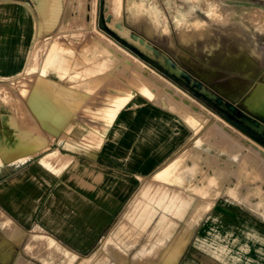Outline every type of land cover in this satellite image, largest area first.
<instances>
[{"label":"rangeland","instance_id":"1","mask_svg":"<svg viewBox=\"0 0 264 264\" xmlns=\"http://www.w3.org/2000/svg\"><path fill=\"white\" fill-rule=\"evenodd\" d=\"M95 1L59 0L62 14L54 24L48 26L37 17V6L34 0H0V99H12L16 104L15 111L19 114L18 118L13 120L14 122L9 123L10 127L15 130L14 137L6 139L0 136V189L2 187L12 188L16 181L26 180L25 182L29 183L31 195L23 196L22 202L25 204L30 202L29 195L31 197L36 192L40 193L44 188L43 190L46 192L42 191L44 194L42 193L41 196H46L47 192H57L65 182L81 190L75 182L69 180L70 177L67 175L69 172L54 176L48 168L43 166L42 158L50 153H56L49 157L52 159L59 156L56 161L52 160L55 163L54 166L60 161L65 162L66 159L94 164H110L112 157L111 160H105L104 152L108 149L112 150L115 143L112 140V135L119 128L123 118L130 117V115L134 118L137 117L141 121L140 124H144V127L141 126V128H145V122L151 120L155 115L159 116L161 120L171 118L172 122L179 126V131L174 139H171L170 150L162 156L163 159L160 162L149 169L148 174L139 176L136 189L124 204L114 223L107 229V238L113 237L117 233L119 225L129 213L133 202L140 198V192L146 184L153 182L171 189L176 187L172 183L155 181L154 173L171 158L184 152L185 163L192 165L194 158L195 162L204 163L201 164L202 170L198 177L200 180L208 175L211 184L217 186L219 180L224 178L225 185L223 184L220 195L218 194L214 204L210 206L209 211L205 212L206 215L204 213L197 224L178 264H264V167H262L264 153L261 151L264 149L263 145L243 133L235 124L214 112L146 61L122 47L113 37L104 32V25L100 20V17L103 16L106 26L111 31L135 46L153 61L163 65L169 73L176 75L184 73L191 76L192 82L202 83V93L212 102H215L216 98H221L224 105L221 104L219 107L226 113H230L225 107L228 102L238 107L244 115L251 117L246 113L250 109L244 105V100L264 77V0ZM131 2L142 3L145 7L157 12L159 10L157 21L146 12H137L132 9ZM23 3L32 5L29 15L25 14ZM255 17L256 20H253ZM196 21L205 26L204 33L195 35L190 31L191 29H187V35L183 38L180 29L187 28L188 24ZM73 23L75 25L71 26ZM44 26L46 28H43ZM162 28L169 29L170 34L164 32ZM102 34L132 56L119 50L109 41H104V37H101ZM103 48L114 54L115 63L110 72L105 74L106 80L102 87L97 90L98 92L91 94L96 98L90 95L79 107L71 122L62 129L51 119L48 122L49 126L58 131L57 134L53 133L43 126L40 118L32 109L29 110L28 103V106L26 105L27 99L35 89L40 91V94L46 91L53 92L54 94H51L59 95L62 99L67 94L70 98L66 96L63 100H68L66 101L68 103L73 98H80L79 88L72 90L68 83L64 89V81L56 80L51 74L52 64L66 53H70L80 65L79 81H82L88 78L85 74L87 68L99 61H104V56L100 58ZM259 58L261 59L259 60ZM169 62L175 64L176 67L172 68ZM141 72L147 73L146 76L155 77L152 79L153 82H149L151 85L143 83L145 82L144 76L138 74ZM177 72L179 73L177 74ZM98 76V74L90 75L91 78H98ZM138 77L141 78L138 79ZM160 77H164L177 88L179 87L180 94L186 96L189 101L194 100L190 102L199 103L205 112L208 114L210 112L217 117L211 118V120L207 118V125L196 124L194 118H190L178 109L174 100L165 98L163 89L156 82ZM51 82L52 84H50ZM53 83H57V86L48 88ZM61 90L66 92L62 93ZM53 102L52 99H49L45 107L51 108L50 111L54 118L60 114L59 112H62V107ZM120 104H124V106L108 127L109 117H105V114L112 113L115 107ZM255 115L264 121L257 113ZM236 116L252 125L249 117L247 118L249 120H245L240 115L236 114ZM126 124L123 137L134 134L136 128L135 122ZM211 128L213 131L218 130L222 137L223 134L231 137L224 136L223 139L220 135L216 137L211 133ZM240 134L256 141L263 149L247 146ZM135 138L131 137L129 144ZM101 139L104 140L102 148L95 154H90L83 148L77 150L70 146L74 144L90 147ZM225 139L226 141H224ZM227 140L229 141L227 142ZM198 144H203L205 149L211 146L210 160L207 158L206 152L199 151ZM4 155L5 163H1V158ZM199 155L202 157L201 159H205H203L205 162L209 161L206 163L203 160L200 161ZM224 163L228 166H225ZM238 164L239 166H237ZM216 167L218 170L221 169L220 167L223 169L221 172L217 170L218 173ZM39 173H44L45 176L41 178ZM33 176L38 179L32 178ZM44 178L49 180V184L43 181ZM198 178L194 184L200 182ZM39 181L45 183L46 188L43 187L44 185L41 186ZM249 186L251 187L249 188ZM40 188L42 189L40 190ZM251 188L255 190L251 192ZM157 193H152L154 201L149 199L151 203L152 201L156 202L155 206H157L158 196L162 192ZM166 193L172 196L177 192ZM187 197L189 200L186 201V207L182 210L190 211V205L194 203L198 205V201L201 204L197 195L188 193ZM170 202L168 197L162 207L155 208V210L157 208L160 210L157 211L154 222L161 217L162 211L167 213L166 207ZM174 203L180 205L182 202L175 201ZM4 204L5 210L3 209ZM177 208L174 209L177 211ZM191 210L193 211V207ZM196 211H198V207ZM0 212L17 218L8 209V200L1 195ZM24 230V238L17 246L19 251L24 249L28 236L38 232L33 227H26ZM0 234L2 235L1 231ZM103 242L89 256H77L74 264H79L83 260H88L89 264H95L91 260L100 255ZM130 254L132 255V253ZM13 261L14 257L5 262V255L0 251V264H13Z\"/></svg>","mask_w":264,"mask_h":264},{"label":"crops","instance_id":"2","mask_svg":"<svg viewBox=\"0 0 264 264\" xmlns=\"http://www.w3.org/2000/svg\"><path fill=\"white\" fill-rule=\"evenodd\" d=\"M192 24L195 27L188 24L187 28L180 29L183 38L187 35V29H191L190 31L195 35L204 33L205 27L201 22L196 21ZM168 32L167 34H170L169 29ZM169 119L161 120L159 116L155 115L151 120L145 122V128H143L144 124L141 125V121L137 117L134 118L130 115V117L123 118L119 128L112 135V140L115 142L112 150L108 149L104 152L105 160H111L112 157V160L108 161L110 164H94L66 159L65 162L60 161V163L57 160L59 164L56 163L57 165L54 166V161L59 159V156L52 159L49 157L56 153H50L42 158L43 166L48 168L54 176L69 172L67 173L70 177L69 180L75 182L81 190L65 182L57 192H47L46 196H41L46 191L43 190L44 188H40L43 192L32 193L33 195L30 197L31 190L29 183L25 182L26 180L16 181L12 188L2 187L0 195L8 200V209L17 217L0 212V231L2 233V235L0 234V251L5 255V262L14 257L13 264H74L77 256H89L106 239L103 242L100 255L95 256L94 260H91L92 263L178 264L202 218L200 212L196 211V208L200 206V201L199 206L196 203L190 205L188 212L174 209L176 207L185 209L186 201L183 205L175 203V207H169L167 213L161 210V217L154 222L157 211L160 210L158 208L155 210V208L163 205L160 206L157 202V206H155V203H151L149 199L154 197L151 195L152 192L181 190L173 182L174 175L178 171H174L173 166L181 156L185 155L184 152L171 158L154 173L155 181H165L176 185V187L171 189L153 182L146 184L143 191L140 192V198L133 202L129 213L119 225L117 233L113 237L107 238V229L114 223L124 204L136 189L139 176L148 174L149 169L160 162L163 159L162 156L170 150L171 139L177 135L179 126L172 122L171 118ZM134 122L136 127L134 134L123 137L126 123L133 124ZM141 126L143 127L141 128ZM131 137L136 138L129 144ZM46 138L48 139L47 136ZM103 141L101 139L90 147L74 144L70 146L77 150L83 148L88 153L95 154L102 148ZM52 160L54 161L52 162ZM183 162L179 164V168L185 164ZM1 163H5V155L1 158ZM44 176V173L40 174L41 178ZM43 181L49 184V180L44 178ZM39 183L41 186L45 184L41 181ZM149 184H152L151 187ZM147 188H150V191ZM27 194H30L29 204L22 202L23 196L26 197ZM145 195H148L149 198ZM152 200L154 201V199ZM3 209L5 210V204ZM133 212L135 213L133 214ZM9 226L10 228H8ZM26 227H33L35 231L39 232L29 235L24 249L19 251L17 246L24 238ZM154 234L158 237H154ZM89 263L88 260H83L79 264Z\"/></svg>","mask_w":264,"mask_h":264},{"label":"bare ground","instance_id":"3","mask_svg":"<svg viewBox=\"0 0 264 264\" xmlns=\"http://www.w3.org/2000/svg\"><path fill=\"white\" fill-rule=\"evenodd\" d=\"M97 1V0H96ZM95 1V2H96ZM4 2V1H3ZM12 2H15V1H12ZM36 6H37V12H36V15L38 18L42 19L44 21V24L46 25H50V24H54L58 18H60L62 12H60V2L59 0H34ZM94 2V6L96 5V3ZM183 2V0H182ZM20 3V2H19ZM213 4V3H212ZM3 5V4H2ZM13 5V4H11ZM24 5V11H25V14H30V11H31V8L32 5L30 3H23ZM147 5V4H146ZM205 5V4H203ZM207 5V4H206ZM130 6L132 7V9L134 10H137V12H146L148 13L149 15H152L155 20L157 19V15H158V12L157 11H154L153 9H150V8H147L145 7L142 3L141 4H135L133 2L130 3ZM212 6V5H211ZM4 7V6H3ZM154 7V6H153ZM219 7V6H218ZM126 8V7H125ZM221 8V6H220ZM34 9V8H33ZM157 9V8H156ZM250 9V8H249ZM63 11V10H62ZM81 11V10H80ZM96 11V10H95ZM232 11V10H231ZM93 12V11H92ZM233 12V11H232ZM94 13V12H93ZM96 13V12H95ZM251 13V12H250ZM92 14V13H91ZM232 14V13H231ZM4 15V14H3ZM243 15V14H241ZM252 15H253V12H252ZM161 16V15H160ZM213 16V14H212ZM232 16V15H231ZM248 16V15H247ZM250 16V15H249ZM262 16V15H261ZM263 16H264V13H263ZM216 18V17H214ZM239 18V17H238ZM252 18V17H250ZM263 18V17H262ZM217 19V18H216ZM240 19V18H239ZM256 20V17L253 18V20ZM252 21V19H250ZM259 20V19H258ZM157 21V20H156ZM263 22V20H261ZM166 22V21H165ZM230 22V21H229ZM254 22V21H253ZM261 22V23H262ZM212 23V22H211ZM241 23V22H240ZM259 23V22H258ZM167 24V23H166ZM199 24V23H197ZM202 24V23H201ZM227 24V23H226ZM68 25V24H67ZM75 25V23L71 24V26ZM164 25V24H163ZM191 25H194V24H191ZM219 25V24H218ZM168 27V26H167ZM193 27V26H192ZM195 27V25H194ZM193 27V28H194ZM198 27V26H197ZM205 27V26H204ZM43 28H46V26H44ZM70 28V27H69ZM191 28V27H190ZM200 28V26H199ZM198 28V29H199ZM223 28V27H222ZM252 28V27H251ZM254 28V27H253ZM256 28V27H255ZM33 29V27H32ZM35 29V28H34ZM163 29V28H162ZM164 32L166 33H169L168 32V29L165 28L163 29ZM255 30V29H254ZM235 34V33H234ZM238 36V35H237ZM101 37H104V41H109L112 45H114L115 47H117L119 50H122L124 53H127L128 55H131L129 54L126 50H124L123 48H121L119 45H117L115 42H113L111 39H109L108 37H106L104 34H102ZM254 37V36H253ZM31 41V40H30ZM103 41V42H104ZM99 47V46H97ZM258 47V46H257ZM103 53L101 54V57L102 58L103 56V59L104 61H99L97 64H93L90 68H87L85 71V74H87L86 76H88V78H86L85 80H82V81H79V78H80V75H79V71H81L80 68V65L77 64L76 60L73 59V57L70 55V53H66L62 58L60 59H57L53 62L52 64V73L54 75V77L56 78V80H63L64 83H63V87L65 89V87L67 86L68 83H70V86L73 89H77L79 88L80 91V98H73L71 99L72 101H70L69 103L66 102L68 100H63L65 99L64 97L68 96L66 94V96L63 97V99L59 96V95H53L51 94L49 91H46L44 92L43 94H40V91H38L37 89L34 90V93L27 99V102H26V105L28 103L29 105V110L32 109V111L36 114V116L38 118H40L41 122L43 123V126L44 127H47L50 131H52L53 133H58V131L56 129H52L48 122H50L51 119H53L54 123L60 128H64L67 124H69L72 120L73 117H75V114L77 112V110L79 109V107L87 100V98L95 93L100 87H102V85L104 84L105 80H106V77H105V74L109 73L110 70L114 67V61H115V58H114V54L110 53V52H107L106 50H104L103 48ZM132 56V55H131ZM84 57V55H83ZM134 57V56H133ZM248 59V58H247ZM261 58H259L260 60ZM170 66L172 68H175L176 65L173 64V63H170ZM167 65V64H166ZM118 66V65H117ZM169 66V67H170ZM116 67V66H115ZM24 68V67H23ZM179 72H177L178 74ZM92 74H98V78H91L90 75ZM139 76L141 75L144 79H145V85L149 82H153L152 79H155L154 76H151V75H148L146 76L147 73H144V72H141V73H138ZM151 76V77H150ZM154 77V78H152ZM141 78V77H138V79ZM158 86H160L162 89H163V92L165 93V98H170L172 99V101L174 100L178 107L179 110H181V112L183 111V113L187 116H190V118H194L193 120L196 121V124H200V125H207L208 122H207V118L211 120V118H215L217 116H213L210 112L208 114V112H205V110L203 109V107L195 102L196 104H194L193 102H190V101H194L193 99H191L190 101L187 99L186 96H183L182 94L179 93V90L178 88L172 84L170 81L164 79L163 78H157L156 80ZM155 82V83H156ZM36 83V82H35ZM40 83V82H38ZM49 84V83H48ZM52 84V82L50 83ZM111 84V83H110ZM141 84V83H140ZM150 84V83H149ZM60 85V84H59ZM151 85V84H150ZM153 85V84H152ZM57 86V83L53 85H49L48 88H55ZM33 87V86H32ZM62 87V86H60ZM159 87V88H160ZM45 89V86L43 87ZM144 88L146 89V86H144ZM60 89V88H59ZM63 89V88H62ZM161 89V90H162ZM32 90V89H31ZM29 90V91H31ZM160 90V89H159ZM8 91V90H7ZM43 91V90H42ZM65 91V90H64ZM63 91V92H64ZM68 91V90H67ZM151 91V90H150ZM203 91V90H202ZM55 92V91H54ZM62 92V90L60 91ZM58 93V94H61V93ZM62 92V93H63ZM66 92V91H65ZM98 92V91H97ZM42 93V92H41ZM71 93V92H70ZM69 93V95H70ZM74 93V92H73ZM72 93V94H73ZM151 93V92H150ZM9 94V93H8ZM15 94V93H14ZM75 94V93H74ZM10 95V94H9ZM96 95V94H95ZM62 96V95H61ZM92 96V95H91ZM12 97V95H11ZM70 98V96H68ZM67 97V98H68ZM73 97V96H72ZM78 97V96H77ZM94 97V96H92ZM161 97V96H160ZM15 98V97H14ZM13 98V99H14ZM91 98V97H90ZM96 98V97H94ZM53 100L56 105L58 106H61L62 107V112H59L60 114H57L54 118L52 117V113L50 111V109H47L45 107V104H47V101L48 100ZM93 99V98H92ZM19 100V98H18ZM70 100V99H69ZM159 100V99H158ZM216 100H218V102L220 104H223V100L220 99V98H216ZM165 101V100H164ZM20 102V101H19ZM171 103V102H170ZM24 104V103H23ZM51 104V103H49ZM54 104V106H55ZM88 104V102H87ZM91 104V103H90ZM164 104V103H163ZM169 104V103H168ZM173 104V103H172ZM27 105V106H28ZM71 105V106H70ZM227 105V104H226ZM244 105L249 108L251 111L257 113L258 115L262 116L264 118V77L261 81H259L256 86L251 90V92L247 95V97L245 98L244 100ZM23 106V105H22ZM124 106V104H120L118 106L115 107V109L112 111V113H107L105 114V117L108 116L109 119L107 121V126L109 127L115 117L117 116V114L120 112V110L122 109V107ZM173 106V105H172ZM16 107V104H14L13 100L12 99H0V136H2V138H6V139H12L14 137V134H15V130L10 127L9 123L12 122L13 120H16L19 116L18 112L15 111V108ZM166 107V105H165ZM26 109V108H25ZM23 109V110H25ZM61 109V108H60ZM27 110V109H26ZM54 110V109H53ZM57 110V109H56ZM21 111V110H20ZM28 111V110H27ZM59 111V110H58ZM102 111V110H101ZM208 111V110H207ZM26 112V111H24ZM235 112L237 115H240L242 117V119H245V120H249L247 119L249 116L247 115H244L242 113V111L235 107ZM23 113V112H21ZM29 113V112H28ZM54 113V112H53ZM23 115V114H22ZM25 115V114H24ZM29 115V114H28ZM55 115V114H54ZM215 115V114H214ZM21 116V115H20ZM30 116V115H29ZM211 116V117H210ZM27 117V116H26ZM31 117V116H30ZM186 117V116H185ZM33 118V117H32ZM31 118V119H32ZM189 118V117H188ZM250 118V122L252 124L253 122V119L252 117H249ZM21 119V117H20ZM34 119V118H33ZM22 120V119H21ZM20 120V121H21ZM24 120V118H23ZM19 121V122H20ZM14 122V121H13ZM16 122V121H15ZM32 122V121H30ZM207 122V123H206ZM225 123V122H224ZM228 126V125H227ZM229 127V126H228ZM231 127V125H230ZM232 129V127H231ZM211 133L218 137L220 134V132L218 130H212L211 128ZM240 133V132H239ZM159 134V133H157ZM164 134V133H163ZM241 135V134H240ZM222 137V135H220ZM226 136V134L224 135L223 134V137ZM228 136V135H227ZM226 136V137H227ZM220 137V139H221ZM222 137V139H223ZM225 137V138H226ZM228 137H231V136H228ZM243 141L245 144H247V146H252L253 148H256V149H263L260 144H258L256 141L252 140L251 138L247 137V136H244L243 134L241 135ZM227 139V138H226ZM226 139L224 141H226ZM231 140V139H230ZM229 140H227L228 142ZM232 142V141H231ZM233 143V142H232ZM198 149L199 151L201 152H206L208 155H207V158L209 159L210 158V150H211V146L208 147L207 149L204 148L203 144H198ZM101 150V149H100ZM263 153H264V149L261 150ZM236 154V153H235ZM185 157L184 156H181L180 159H178L176 161V164H174L173 166V170H178L175 175H174V179H173V182L181 189L180 191H177V193H174V195L172 196H169L167 195V193H163L160 194V196H158L159 200H158V204L160 206L164 205V202L166 200H168V197H169V200L171 201L168 206H167V210H169V207H175V201H180L182 202L181 204L183 205L184 201H187L189 200L188 197H187V194L188 193H192L194 195H197L199 197V199L201 200V204L199 206V204L197 206H199L200 208H198V211L197 212H200V216L202 217L204 215V213L210 209V206L214 204V201L216 200V197L218 196V194L221 192V189H222V186L224 184V178L223 179H220L219 180V184L217 186H213L210 182V178L209 177H205L203 178L202 180H200L198 177H199V174L201 173V162L197 163L195 162V158L193 159V164L191 165L190 163H185L183 166H181L180 168L178 166H180L179 164L183 162V158ZM241 157V156H240ZM202 157L199 155V160H203L201 159ZM197 159V158H196ZM258 159V157H257ZM198 160V161H199ZM205 160V159H204ZM203 160V161H204ZM210 160V159H209ZM209 160H206L209 161ZM219 160V159H217ZM242 160V159H241ZM240 160V161H241ZM260 160V158H259ZM244 161V160H242ZM205 162V161H204ZM205 162V163H206ZM259 162V161H257ZM184 163V162H183ZM210 163V162H208ZM226 163V162H225ZM224 163V164H225ZM240 163V162H239ZM204 164V163H203ZM202 164V165H203ZM214 164V163H213ZM218 164V163H216ZM223 164V165H224ZM244 164V163H242ZM220 165V164H219ZM218 165V166H219ZM231 166V164H229ZM217 166V165H216ZM225 166H228V164ZM224 166V167H225ZM229 166V167H230ZM239 166V164L237 165ZM243 167V165H242ZM262 167H264V162L262 163ZM178 168V169H177ZM219 168V167H218ZM221 169H217V167L215 168L216 169V172L220 171L223 169V167H220ZM226 169V168H225ZM244 170V167L242 168ZM218 170V171H217ZM228 170V168H227ZM237 170V169H236ZM215 171V170H214ZM224 171V170H223ZM203 172V171H202ZM219 173V172H218ZM217 173V174H218ZM225 173V172H224ZM227 173V172H226ZM204 174V173H203ZM229 174V173H228ZM203 176V175H202ZM210 176V175H209ZM242 176V175H241ZM239 177V176H238ZM199 179L200 182L198 183H195L194 182L196 181V179ZM217 178V177H216ZM229 178V176H228ZM227 178V179H228ZM261 179V178H260ZM262 180V179H261ZM239 181V180H238ZM241 181V180H240ZM227 182V180H226ZM263 182V181H262ZM261 182V183H262ZM151 183V182H149ZM247 183V182H246ZM152 185V184H149V186ZM154 185V184H153ZM225 185V184H224ZM147 187V186H146ZM151 187V186H150ZM155 189H156V185L154 186ZM161 187V186H160ZM251 186H249L250 188ZM158 188V186H157ZM148 190L150 188H147ZM154 189V188H153ZM154 189V190H155ZM159 190V188H158ZM166 190V189H164ZM255 189L251 188V192H253ZM143 191V190H142ZM150 191V190H149ZM148 191V192H149ZM161 192V191H159ZM150 193V192H149ZM154 194V192H152ZM157 193V191H156ZM173 193V192H172ZM145 194V193H144ZM148 194V193H147ZM151 194V195H153ZM150 195V197H151ZM158 195V193H157ZM220 195V194H219ZM144 196V195H143ZM145 197H148V195ZM144 198V197H143ZM149 198V197H148ZM152 198V197H151ZM156 198V197H155ZM156 200V199H155ZM142 202V201H141ZM145 202V201H144ZM143 202V203H144ZM153 202V201H152ZM193 202V201H192ZM156 203V202H155ZM199 203V201H198ZM204 205H203V204ZM148 204V203H147ZM155 205V204H154ZM177 205V204H176ZM226 205V204H225ZM144 206V205H142ZM140 206V207H142ZM149 207V205H148ZM213 207V206H212ZM170 208V209H172ZM177 208V207H176ZM203 208V209H202ZM163 209V208H162ZM143 210V209H142ZM165 210V209H164ZM178 211L182 210L180 208L177 209ZM166 211V210H165ZM173 211V210H172ZM209 211V210H208ZM135 212H133L134 214ZM139 213V212H138ZM175 213V212H173ZM171 214V213H170ZM206 215V213H205ZM146 216V215H145ZM172 216V215H170ZM170 216H169V219H170ZM197 216V215H196ZM195 216V217H196ZM134 217V216H133ZM13 219V218H12ZM168 219V218H167ZM196 219V218H195ZM200 219V218H199ZM146 220V219H145ZM179 220V219H178ZM166 221V220H165ZM199 222V221H198ZM16 223V222H15ZM166 223V222H165ZM3 225V224H2ZM6 226V225H5ZM147 226V225H146ZM172 226V225H171ZM148 227V226H147ZM10 228V226L8 227ZM141 228V227H140ZM153 229V228H152ZM161 229V228H160ZM4 230V229H3ZM2 230V231H3ZM23 230V229H22ZM37 230V229H36ZM5 231V230H4ZM9 231V230H8ZM18 232V231H17ZM39 232V231H38ZM6 233V232H5ZM158 233V232H157ZM177 233V232H176ZM7 234V233H6ZM13 236H14V231H13ZM17 234V233H16ZM12 235H10V237H13ZM19 237V236H18ZM44 237V236H43ZM42 237V238H43ZM154 237H158V236H155L154 234ZM176 238V237H175ZM178 238V237H177ZM181 238V237H180ZM29 239V238H28ZM49 239V238H48ZM183 241V240H182ZM181 241V242H182ZM44 242V241H43ZM58 242V241H57ZM152 242V241H151ZM46 243V242H45ZM185 243V242H184ZM1 244V243H0ZM5 244V243H3ZM7 244V243H6ZM32 244V242H31ZM30 244V245H31ZM37 244V243H36ZM172 244V243H170ZM29 245V247H30ZM34 246V245H33ZM32 246V247H33ZM62 246V245H61ZM38 247V246H37ZM2 249V248H1ZM51 249V248H50ZM169 249V248H168ZM33 251V249H32ZM31 251V252H32ZM53 251V250H52ZM51 251V252H52ZM35 255V254H34ZM31 257V256H30ZM76 257V256H75ZM57 262V261H56ZM55 262V263H56ZM70 264V263H69Z\"/></svg>","mask_w":264,"mask_h":264},{"label":"water","instance_id":"4","mask_svg":"<svg viewBox=\"0 0 264 264\" xmlns=\"http://www.w3.org/2000/svg\"><path fill=\"white\" fill-rule=\"evenodd\" d=\"M101 20V24L104 25V32L108 35L113 37L119 44H121L122 47H124L125 49H127L128 51L132 52L134 55H136L138 58L140 59H144V58H149L147 57V55H145L143 52H141L140 50H138L135 46L131 45L130 43L124 41L121 37H119L118 35H116L113 31H111L105 23L104 17H100ZM150 59V58H149ZM152 60V59H151ZM155 62V61H154ZM157 63V62H156ZM159 64V63H158ZM160 66L163 67V65L159 64ZM163 69L165 71H167L165 69V67H163ZM168 72V71H167ZM169 73V72H168ZM170 75H172L174 78H176L177 80L182 81L192 92H193V96L195 98H200L203 97L204 99L210 101L211 103H213L217 108H219L221 111H223L226 114V120L229 121L230 123H236L238 125H241L242 127H244V129L247 132L242 131L243 133H245L246 135H248L249 137L255 139L258 143H261L264 147V121L259 119L255 114L251 112L250 110L246 113L249 114L252 118H253V122L252 125H249L247 123H245L244 121L240 120L237 116H236V112H235V105L231 104V103H227V105L225 106L230 113H226L223 109H221L219 107V105H221L218 100H215V102H212L208 97H206L203 93H202V88L203 85L202 83L199 82H192V78L191 76L187 75V74H181V75H176L174 73H169ZM178 85V84H177ZM179 86V85H178ZM181 87V86H179ZM182 88V87H181ZM221 99V98H220ZM238 108V107H237ZM245 112V111H244ZM258 115V114H257ZM260 116V115H259ZM261 118H263L261 116ZM264 119V118H263ZM237 127V126H236ZM239 129V128H238ZM252 135V136H251Z\"/></svg>","mask_w":264,"mask_h":264},{"label":"trees","instance_id":"5","mask_svg":"<svg viewBox=\"0 0 264 264\" xmlns=\"http://www.w3.org/2000/svg\"><path fill=\"white\" fill-rule=\"evenodd\" d=\"M144 61H146L149 65H151L153 68H155L156 70H158L159 72H161L162 74H164L167 78L173 80L175 83H177L179 86H181L183 89H185L186 91H188L189 93L193 94V92L180 80H177L176 78H174L172 75H170L167 71H165L163 69L162 66H160L158 63L154 62L153 60L149 59V58H144ZM198 100H200L201 102H203L205 105H207L209 108H211L214 112L218 113L219 115L223 116L226 118V114L221 111L219 108H217L213 103H211L210 101L204 99L203 97L197 98ZM235 126H237L240 130L247 132L244 127H242L241 125H238L236 123ZM252 136V135H251Z\"/></svg>","mask_w":264,"mask_h":264}]
</instances>
